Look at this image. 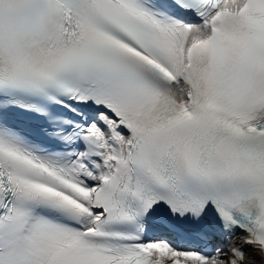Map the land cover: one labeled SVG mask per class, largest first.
<instances>
[{
	"label": "snow or ice",
	"instance_id": "snow-or-ice-1",
	"mask_svg": "<svg viewBox=\"0 0 264 264\" xmlns=\"http://www.w3.org/2000/svg\"><path fill=\"white\" fill-rule=\"evenodd\" d=\"M0 264H264V0H0Z\"/></svg>",
	"mask_w": 264,
	"mask_h": 264
}]
</instances>
